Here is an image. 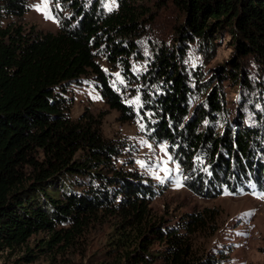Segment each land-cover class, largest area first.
<instances>
[{"label": "trees", "instance_id": "trees-1", "mask_svg": "<svg viewBox=\"0 0 264 264\" xmlns=\"http://www.w3.org/2000/svg\"><path fill=\"white\" fill-rule=\"evenodd\" d=\"M54 2L68 13L60 16L52 9L60 20L58 31L33 33L20 24H4L20 21L27 1L0 0V252L38 233L49 235L47 246H59L74 230L109 213L128 224L120 232L126 238L119 241L132 263L153 257L147 253L155 239L164 243L155 256L161 264H225L195 256L178 231L165 233L151 221L149 204L161 189L137 171L116 168L119 148L103 137L100 124L87 115L71 118L68 86L91 73L106 104L132 120L137 114L123 101L120 86L110 85L98 59L118 64L122 79L141 88L140 115L149 136L167 142L190 191L213 198L225 190L249 191V182L264 190V165L256 159L264 158L261 116L254 127L230 125L221 85L184 66L189 48L210 58L213 41L226 32L233 56L217 82L225 78L241 88L242 104L246 98L260 100L262 74L252 79L242 64L250 58L264 68V0H167L181 14L177 46L155 49L147 71L139 75L128 59L145 36L149 9L127 0L111 13L104 12L101 0ZM76 176L89 179L80 184L81 191L70 186H78L71 181ZM186 217L181 229L192 233L201 215ZM128 242L135 244L132 251L125 249Z\"/></svg>", "mask_w": 264, "mask_h": 264}, {"label": "rangeland", "instance_id": "rangeland-1", "mask_svg": "<svg viewBox=\"0 0 264 264\" xmlns=\"http://www.w3.org/2000/svg\"><path fill=\"white\" fill-rule=\"evenodd\" d=\"M26 1L29 9L23 18L20 21L7 19L4 24H20L26 32L33 29V33H56L60 20L52 9L55 8L60 16L68 14L58 3H52L53 0H47L46 8L45 0ZM82 1L90 4L93 0ZM125 1L101 0V7L107 13L117 12L119 4ZM127 1L150 11L143 18L147 25L143 29L145 36L137 40L138 52L128 59L133 74L139 75L147 71L155 49L177 46L176 33L181 14L177 6L167 0ZM213 43L210 58H204L196 47L189 48L184 60L186 71L200 70L206 81L221 85L226 119L230 125L239 126L243 123L254 127L257 125L255 118L260 115L264 136V92L256 103L253 99L246 98V102L242 104L241 88L225 78L217 82L220 71L228 68V62L232 59L233 42L229 34L222 32ZM98 62L113 89L120 86L123 101L137 116L132 120L122 119L116 110L106 104L98 91V80L88 73L68 86V97L72 99L71 118L76 120L86 115L91 116L100 124L103 137L119 148L116 168L137 171L161 189V196L149 204L151 221L160 224L165 233L178 231L197 257L212 256L222 259L225 264H264V190L256 183L249 182V191L240 189L238 194H234L225 190L222 195L213 198L190 191L184 184L183 170L167 142L161 143L149 136L140 115L143 106L141 88L122 79L118 64H108L102 58ZM242 65L243 71L252 79L258 80L260 74L264 79V68L256 66L252 59L247 58ZM258 157L256 159H260L264 165V158L261 155ZM71 181L78 185L70 184L72 189L81 191L80 184H87L89 179L76 176ZM190 214L201 215L202 220L194 232L187 233L181 229V222ZM127 225H124V220L119 216L104 213L82 230H74L70 238L62 241L59 246H47L45 242L49 235L38 233L23 245L0 252V264H161L155 256L164 249V243L155 239L151 240L153 243L147 253L153 257L146 258L144 255L145 263H132L125 258L119 239L126 238L120 232ZM134 246L133 242H128L125 249L132 251Z\"/></svg>", "mask_w": 264, "mask_h": 264}, {"label": "snow or ice", "instance_id": "snow-or-ice-1", "mask_svg": "<svg viewBox=\"0 0 264 264\" xmlns=\"http://www.w3.org/2000/svg\"><path fill=\"white\" fill-rule=\"evenodd\" d=\"M44 7L45 8L47 7V0H45ZM38 10H41V9H38Z\"/></svg>", "mask_w": 264, "mask_h": 264}]
</instances>
